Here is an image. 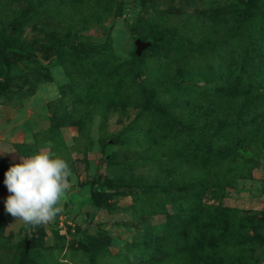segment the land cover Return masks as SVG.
Listing matches in <instances>:
<instances>
[{"label":"rangeland","instance_id":"obj_1","mask_svg":"<svg viewBox=\"0 0 264 264\" xmlns=\"http://www.w3.org/2000/svg\"><path fill=\"white\" fill-rule=\"evenodd\" d=\"M241 2L0 0L25 52L0 68V264H264V0ZM40 150L75 180L29 229L4 173Z\"/></svg>","mask_w":264,"mask_h":264},{"label":"clouds","instance_id":"obj_2","mask_svg":"<svg viewBox=\"0 0 264 264\" xmlns=\"http://www.w3.org/2000/svg\"><path fill=\"white\" fill-rule=\"evenodd\" d=\"M12 149L9 153H14ZM4 173V211L25 228L48 224L63 210L75 180L67 160L50 150L18 156Z\"/></svg>","mask_w":264,"mask_h":264},{"label":"trees","instance_id":"obj_3","mask_svg":"<svg viewBox=\"0 0 264 264\" xmlns=\"http://www.w3.org/2000/svg\"><path fill=\"white\" fill-rule=\"evenodd\" d=\"M252 2L253 0H246V2L242 3L241 2V6L238 7V8H241L239 10H236V18H241V19H252L254 18V5H252ZM243 17V18H242ZM11 33L12 32H8L6 35H5V39H4V42L1 44V48H0V68L2 71H5L6 67H5V60L4 58L8 55V54H13V53H17V54H23L25 53L21 48L15 46L13 43H12V36H11ZM161 34H164L163 31H154L152 32V37H154V35H161ZM251 37V35H249ZM253 37V35H252ZM145 42H147V40H144ZM136 56V55H135ZM187 79L190 81V82H204V83H208L210 82L208 79H206L205 76L201 75V74H193V75H190L189 77H187ZM236 88V87H235ZM234 88L232 87H226L225 89H219L218 91L222 92V94H232L234 92ZM210 106V104H205V106L202 107L204 113H202V111H199V115L202 114L201 116L203 117H206L205 112H207V109L208 107ZM201 117V118H203ZM208 145H211V143H209ZM208 152H207V155H205L206 158H208L209 156L208 155H211L212 158H214L215 156L216 157H219L220 159L222 158H225V157H228V155H224V153L222 152H219V151H212L211 153V148L210 147H207L206 146V149ZM220 150V149H219ZM222 151V149H221ZM228 152L230 153L231 150H228ZM211 153V154H210ZM203 154V153H202ZM201 154V155H202ZM213 154H218V155H213ZM202 156H199V158H201ZM189 188V192L193 191L194 188L193 187H188ZM94 196V195H93ZM94 199V197H92V200ZM192 230H195V231H198L199 230V220L198 221H195V223H193L192 226H190V231ZM194 240L195 241H198L197 244L199 243V236L197 237L196 235V232H195V236H194ZM198 253H199V245H198Z\"/></svg>","mask_w":264,"mask_h":264},{"label":"water","instance_id":"obj_4","mask_svg":"<svg viewBox=\"0 0 264 264\" xmlns=\"http://www.w3.org/2000/svg\"><path fill=\"white\" fill-rule=\"evenodd\" d=\"M148 44L144 43L140 40H135L134 41V46H135V54L138 55L140 50L145 48Z\"/></svg>","mask_w":264,"mask_h":264}]
</instances>
